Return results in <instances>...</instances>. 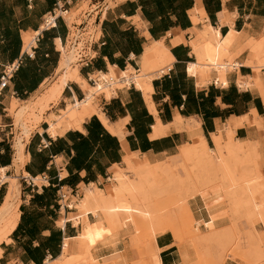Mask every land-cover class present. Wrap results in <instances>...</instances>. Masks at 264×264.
I'll use <instances>...</instances> for the list:
<instances>
[{
  "label": "crops",
  "instance_id": "0c3cea01",
  "mask_svg": "<svg viewBox=\"0 0 264 264\" xmlns=\"http://www.w3.org/2000/svg\"><path fill=\"white\" fill-rule=\"evenodd\" d=\"M54 1L0 0V65L20 52L22 34L36 29ZM67 1L70 9L79 0ZM95 27L102 44L94 46V57L87 65L77 67L87 86H94V76L107 75L110 69L116 77L127 68L140 72L146 52L159 42L171 61L156 63L153 72L148 70L153 74L150 106L132 84L115 89L111 98L99 95L92 105L94 112L78 129L51 136L47 122L41 121L25 141L22 165L16 166L14 145L19 127L10 107L29 101L51 75L55 76L61 60L56 50L58 44L63 45L66 29L58 19L55 27L40 33L33 53L23 55L0 94V171L5 177L0 181V207L13 179L19 185L18 219L0 242V264H53L62 257L67 241V253L77 256L74 260L78 264L87 255L96 264H153L149 262L152 256L155 264H202L212 251L199 243L194 248L187 241L190 237L234 241L242 260L227 256L218 264H263L264 226L255 220L258 217L251 206L257 203L264 208V0H113L99 10ZM83 97L80 84L68 82L52 106L60 102L62 107L52 112L65 110ZM155 129L162 132L155 135ZM216 138L221 154L232 165L248 157L247 153L258 155L254 161L261 177L250 185V191H244L240 184L241 190L229 189L218 173L220 181L212 180L201 193L187 195L176 212L190 225L192 235L180 224V234L168 229L151 240L139 239L137 229L129 226L104 235L108 214L97 211L93 215L78 205L89 186L103 195L110 194L113 175L127 172L126 159L136 166L148 163L158 171L168 168L183 175L182 168L190 169V165L182 150L198 148L195 150L200 154L204 143L209 151L204 160L210 166L219 157ZM236 143L245 153H237L233 160L225 151L226 146ZM238 166L235 175L239 177ZM209 170L215 174L211 166ZM41 175L47 178L42 185L30 187L24 180ZM59 186L72 191L66 200L70 209L57 207ZM180 191L173 187L167 196L176 198ZM185 208L190 215L184 213ZM239 213L251 225L240 219ZM83 228L100 233L84 245L78 238ZM245 231L249 233L243 235Z\"/></svg>",
  "mask_w": 264,
  "mask_h": 264
},
{
  "label": "bare ground",
  "instance_id": "6f19581e",
  "mask_svg": "<svg viewBox=\"0 0 264 264\" xmlns=\"http://www.w3.org/2000/svg\"><path fill=\"white\" fill-rule=\"evenodd\" d=\"M71 10H72L71 8L70 9L68 8L67 10L66 17L68 19L74 18L73 15L71 14ZM31 35H32V32H30L29 34H25V33L22 34V40H23V45H24L22 48L23 51L24 50L29 51L28 47L31 44ZM73 37H74V34L71 35L72 41H73ZM70 42H68V44L66 43L67 45H69V47H71L68 51L62 47V46L65 47V44L64 45L58 44V51L60 52L59 54H61L62 57L58 65V69L55 73V76L53 75L51 77V80L46 85L42 86L41 90L38 93L37 92L35 93L36 95L34 94L35 96L33 98L25 102L18 109L12 108V105H11L10 110L13 109L12 114L14 117V121L16 122V125L18 124L19 128L22 131L25 130V126H24L25 121H28L31 123L32 122L37 123L43 119L42 117L45 116L46 112H48L52 108V106H54L57 103V101L60 99L62 91L68 82L79 83L84 92V97L80 101L76 100L74 104H68L67 108L65 110L59 111L58 115H54L50 113L49 115H47V118L51 120L50 123H48L49 127L47 129V132L51 136H55L58 133L63 132L69 128L78 129L80 127V122L84 120L85 118L89 117L90 115H92L93 113L92 105L95 102L96 96L103 95L105 98H109V97L111 98V96H114L115 89H118L119 87L128 86L129 84L135 85L136 88L142 91L146 102L150 106V97H149L150 95L149 93L151 91L150 80L153 77V74L150 73V71L148 72V70L150 68L151 72H153L155 69L156 63H159V65H164V64L170 63L171 61V58L167 50L163 47L162 43L159 42V43L154 44L152 48L146 52V56H144L145 58L144 64L141 67L142 70H140V72H135L133 69L127 68L125 73H121L119 76L116 77L113 74L112 70L110 69L107 75L100 74V73L95 75L94 76L95 83H94V86L91 87V86H87L84 83H82L80 77L78 76V72L75 68V64L77 62V50L80 48L81 43L74 42L70 44ZM215 49H218V47H216ZM261 53H264V48L261 50ZM235 64L236 63L233 62L234 66ZM176 120L178 121L177 118ZM179 122H181L180 119H179ZM108 130L110 129L108 128ZM160 132H162L160 129H155V135ZM215 143H216V146L218 148V153H219L218 159L217 160L215 159V162H214L215 172L221 174L222 179L228 183L230 189L233 187L235 188L239 187V184H240L243 186L244 191L245 190L250 191L251 189L250 185L254 182L255 177H251V176L245 177V174H244V177H241V175L238 177V174H236L237 176L235 175V170H236V166L240 164V168L241 167L243 168L242 171H244L245 169L244 172L248 174H252L253 172L256 171L255 170L256 164H255L254 159L258 157V155L247 153L246 155H249L248 157H245V158L238 157L240 160L236 162L234 158L237 157V153L243 154L245 153V151L243 150L241 146H239L238 143L229 144L228 146H226L225 152L227 153L229 157L234 156L233 160L235 161H234V165H232L233 163L231 164V162L227 160L228 158L224 156V154L223 155L221 154L222 152L220 151V145H219L220 142L218 143L217 138L215 139ZM24 145H25L24 140H22L21 138H17L15 145H14V158H15L16 166H20L23 163L22 158H23ZM201 148H202L201 150L203 151V153L207 155L209 151H207L204 143H202ZM195 149H198V148H193L191 150L189 148L184 149L182 150V153L184 157L188 159L189 157L188 153L190 151H192L193 153L197 152ZM253 153L255 152L253 151ZM236 163L238 164L236 165ZM125 164L127 168H130L131 170H133V173L128 174L122 171H118L115 174L113 173L114 175L111 178L112 188H111L110 194L103 195L99 189H95L92 186V189L90 190V186H89L88 189L84 190L85 192H84V196L82 197L83 199H81L80 203L78 204L79 207H82L84 211L87 212L88 210L89 211L88 213H90V211L94 213L93 215H95L97 211H99V213H101L102 215L104 213V210L107 212L110 220H109V223L107 224V227L105 226L107 230L106 231L103 230L104 231L103 233L108 234V235H111L115 231L119 229L121 230L128 226L130 228H134L137 225V223H140L141 220L145 221V223H150L153 217L157 216L156 212L148 206L132 204L129 201V197H136V198L140 197V198H143L144 200L145 199L144 197L146 196V194L149 191L153 192V190L156 189L154 187H159L160 182H162L160 180H157V177L160 176L162 178V176H164L165 178V174H168V171H169L167 170L168 168L166 169L163 168L162 171L157 172L158 170H156L157 167L155 165L154 167H152L148 163L147 164L142 163L143 164L142 166H136L134 163H130L127 159L125 161ZM238 168L239 166L237 167V169ZM3 173H4L3 170H1L0 171V181L1 182L5 180ZM193 174L194 172L192 173V176ZM197 178L191 177V179L188 178L187 181L185 182L189 183L191 181L192 183L191 185L193 187H197L198 185H200ZM242 191L238 190V192H241V193ZM249 195L250 194L247 192L246 196H249ZM246 196H245V199H247ZM17 197H18V184L13 179L12 185L8 190V193L5 197V200L2 206L0 207V225H2V223L8 222L6 226L3 225L4 226L3 228L0 227L1 228L0 229V242L6 239L7 235L10 234V231L13 229V227L15 226L17 222L18 214L17 212H15ZM251 200H250V203H251ZM251 207L253 210V211L251 210L252 213L254 214L256 213L257 214L256 216L258 217V218H255V220L256 219L261 220L263 222L262 226H264V212H263L264 208L262 209L261 205L257 203H254L253 206ZM86 212H83V213H86ZM89 228L91 229L92 227H89ZM164 230H167V229L159 225H152L150 227V235L148 238L151 240L156 233L162 232ZM95 231L97 230L95 229ZM95 231L84 229L83 234L78 238L80 241H85L93 237L96 238L100 232L99 231L95 232ZM67 243L68 241L65 243L62 257L58 260H55L53 264H76V260L74 259L77 258V256L71 257L70 254L67 253L68 252ZM69 250H71V248ZM66 254H68V256H66ZM154 261L156 262V260ZM154 261L153 263L155 264Z\"/></svg>",
  "mask_w": 264,
  "mask_h": 264
},
{
  "label": "rangeland",
  "instance_id": "374dc122",
  "mask_svg": "<svg viewBox=\"0 0 264 264\" xmlns=\"http://www.w3.org/2000/svg\"><path fill=\"white\" fill-rule=\"evenodd\" d=\"M112 2H113V0H79L75 4L76 6L74 5L71 8L72 9L71 14L73 15L74 18H76V20H77L76 22H79L80 19L82 20L83 18L84 19L88 18L87 23L90 24V25H88V27H95V25H93L92 21H93V19H94V21L96 20L97 13H99V10L100 9L103 10L106 6H110L112 4ZM97 34H98V31L96 32L95 35H97ZM62 43H63V39H62ZM66 43L68 44V42H65V47L64 46H62V47L68 51L71 47H69V45H67ZM87 64L88 63L85 64V63H81V62L77 61L75 64V68L77 70V67H78V70H79L80 67L85 66ZM263 66H264V64H263ZM50 77H52V75ZM50 77H49V79H50ZM89 81L91 84L92 80L90 79ZM98 96H96L95 103L97 102ZM23 104L24 103H22L20 105H15L14 109H18ZM57 107H59V108L62 107L60 102H58V104L55 107H52L48 112H46L45 116L42 117L43 119L37 123H34V122L31 123V122L25 121L24 122L25 130L22 131L19 128L18 138H21L25 142V141H27L30 132L35 127H37V125L41 124V121L48 120V121H46L47 124L50 123L51 120H49L47 118V115H49L48 113L58 115L59 112H57V113L52 112V111H55ZM92 112H94L93 109H92ZM10 114L13 116L12 113H10ZM10 120L12 123L11 117H10ZM15 125H16V122H15ZM11 127H12L11 136L14 137L16 129L14 128L13 124L11 125ZM16 127H19L18 124L16 125ZM13 137H12L11 141H13ZM190 152L188 153V156H189L188 159L185 158L187 164L190 165V169L182 168L183 175H179V173H177L176 171H174V172L168 171L169 175L165 174V178H164V176H162V178L160 176H158L161 179H159L157 177V180H160L162 182H160L159 187H154L156 189H154L153 192L149 191L146 194V196L144 197L145 198L144 200H143V198H140V197L139 198L138 197L137 198L136 197H129V201L132 204L134 203L135 205L148 206L152 210H154L157 214V216L153 217V219L150 221V223H145V221L141 220L140 223H137V225L134 227V229H137L136 231H137V236L139 239H143V240L149 239L148 237L150 235V227L152 225H159V226L165 227L167 230L169 229L175 234H180L179 228L181 226V229L182 228L186 229L187 235H192L193 232H192L190 225L187 224L184 219H180V216L177 214L176 209L178 206L184 205V198L187 195L194 194L196 192L201 193L202 188H204L208 184H210L212 182V180L217 183L218 181H220V177L218 176V173H216L214 170L215 163H210L211 169L213 168V171L215 173L214 175H211V172L209 170L210 166H209L208 162L206 160H204V157H206V155L203 153L202 150L200 151V154L198 152H195V153L191 152L192 154L189 155ZM196 153H198V154H196ZM259 165L260 164H258V168H259ZM262 167H264V161L262 162ZM256 168H257V166H256ZM126 169H127V172H124V173H128V174L133 173V170H131L130 168L126 167ZM162 169L163 168H160L159 171H157V172L162 171ZM242 170H243V168L241 167L239 170L241 177H244V174H245V177L251 176V177H255V179L258 177L259 178L261 177L259 172L257 173L255 171L252 174H248V173L244 172L245 169H244V171H242ZM193 172L195 175L193 174V176H192ZM254 173L256 174V176H253ZM246 175H248V176H246ZM191 177L192 178L198 177L197 179H198V182L200 185H198L197 187H193L191 185L192 184L191 181L189 183L185 182V181H187L188 178L191 179ZM221 179H222V176H221ZM151 181H153V180H151ZM183 182H185V183H183ZM11 185H12V183H11ZM173 187L177 188V189L178 188L181 189V191L179 193H176L177 194L176 198H173V197L170 198L167 196L169 194L168 193L169 190L172 189ZM215 194H217V193H215ZM163 196H165V197H163ZM18 203H19V185H18V197L16 199L15 212H17V210H18ZM183 211L186 215H190L187 208L183 209ZM105 213L107 214V212L104 210V214ZM239 218L245 220L249 225H251L250 222L247 220V218H245V216L242 215L241 213H239ZM7 224H8V222L2 223V225H0V227L3 228ZM179 224H180V226H179ZM248 233H249L248 231H245L243 235H246ZM104 235H108V234L104 233ZM239 236L241 237V235H239ZM177 237L179 238L178 235H177ZM187 241H189V243H191V246H193L194 248L196 246L198 247V243H199L203 247L207 248V250H209L210 253L212 251V255L205 257L204 262L202 264H218V262H220L219 260L224 259L227 256L236 257V258H239L242 260L241 251L239 249L235 248L234 241H232V240L214 237V238H208L206 240L197 241V240L190 237V239H188ZM85 242L86 241H81V243H83L84 245H85ZM237 242L238 241L235 240V243H237ZM89 247H91V244L85 246L86 249H88ZM193 259L197 260L198 258H197V256H194ZM138 262L142 263V261H137L134 263L138 264ZM149 262L153 263V256L149 259ZM261 263L264 264V261H262ZM76 264H78V263H76ZM81 264H96V261L93 260L91 258V256L87 255V257L85 259L83 258V260L81 261ZM257 264H259V263H257Z\"/></svg>",
  "mask_w": 264,
  "mask_h": 264
},
{
  "label": "built area",
  "instance_id": "2783aa9c",
  "mask_svg": "<svg viewBox=\"0 0 264 264\" xmlns=\"http://www.w3.org/2000/svg\"><path fill=\"white\" fill-rule=\"evenodd\" d=\"M69 1L67 0H55L52 6L46 10L40 17V23L36 27V29L32 30L31 35V44L29 45V51L22 50V41H21V47L20 52L11 60L7 61L4 64L0 65V94L4 87L7 86L9 83V80L15 73V71L18 69V67L21 64L23 55H30L33 53V50L36 46L37 41L39 40L40 33L44 30L50 29L55 27L56 21L60 19L66 29V33L63 37V44L65 42H80V48L77 50V61L81 63H88L93 57H94V46L102 44L99 40V31L96 29V27H88L87 20L86 19H80L79 22H76V18L68 19L66 17L67 10H68ZM93 25H95V21L93 19L92 21ZM98 31V34L96 32ZM74 34L73 41L71 38V35ZM69 36V37H68ZM62 42V41H61ZM59 55V51L56 50ZM131 85V84H129ZM128 85V86H129ZM56 180H60V176L57 173L56 174ZM25 182L30 187L42 185L47 178L43 175L41 176H27L25 177ZM61 187H58L57 193H56V204L58 209L60 208H67L70 209L69 205L66 204V200L70 194H72V191L70 189H60Z\"/></svg>",
  "mask_w": 264,
  "mask_h": 264
}]
</instances>
